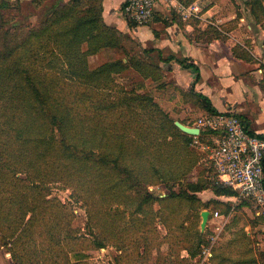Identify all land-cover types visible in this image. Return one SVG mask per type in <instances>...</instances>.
Masks as SVG:
<instances>
[{
    "label": "trees",
    "instance_id": "obj_1",
    "mask_svg": "<svg viewBox=\"0 0 264 264\" xmlns=\"http://www.w3.org/2000/svg\"><path fill=\"white\" fill-rule=\"evenodd\" d=\"M32 1L40 5L48 0ZM102 1L69 0L67 4L59 1L41 26L13 24L10 28L6 26L15 21L16 8L5 0L0 3V8H14L1 15L4 28L0 27V232L5 240L3 245H11L15 264L22 262V255L16 250L25 243H32L34 248L42 246L50 253L56 247L61 248L66 251L67 261L71 264H79L89 257L84 250L66 248L77 238L78 232L71 224L73 216L67 205L57 198H49L58 183H64L73 190L108 188V184L111 188H128L136 199L125 204L133 206L136 213L144 211L145 206L180 196L188 199L189 203L197 202L203 209L213 204L218 206L219 200L202 203L198 197L199 193L208 190L217 197L243 198L238 191L219 183L217 174L209 167L204 171L213 173V179L189 184L187 194L171 189L165 198H161L149 191L148 188L161 181L173 180L171 187L178 186V180L172 175L162 174L156 168L159 160L169 158V151L176 147L177 141L182 140L186 148L194 142V137L175 125L176 119L169 118L172 122L168 131L148 126L146 120V125L143 123L146 132H139L138 136L123 137L132 129H141L131 124L122 131L116 128L117 134L113 132V136L108 135V130L115 129L113 123L122 121L126 112L139 117V107H142L140 112L147 106L157 107L152 95L139 94L144 83L136 84L126 94L134 97L135 101L128 107H122L117 99L108 106V94L111 95L116 88L118 91L112 95L120 97L121 83L116 82L123 72L131 68L149 77L148 68H153L158 72L155 80L160 75L162 80L164 77L160 65L150 67L136 58H132L130 63L117 59L96 68L89 65V55L106 48H119L125 35L105 23ZM15 3L21 6L19 1ZM128 23L130 27L134 26L131 20ZM208 34L210 39L219 37L218 33L214 35L210 30ZM42 39L45 45L37 47L35 44ZM85 42H88L87 49L82 51V43ZM41 56H45L44 66L37 64ZM184 68L190 66L184 65ZM169 86L166 82L161 88L170 90ZM184 95L202 110L197 117L219 114L210 100L194 89ZM170 99L172 101L175 97L172 95ZM77 102L85 104V107H75L73 104ZM113 115V121H109ZM180 122L187 124L181 119ZM188 125L192 126L193 122ZM218 136V132L202 130L198 140L202 144L213 145V139ZM108 141L111 142L112 154L108 152ZM101 169L112 174H97ZM89 192L86 191L91 196ZM72 195L75 196L74 193ZM243 199L253 205L250 200ZM246 202L243 204L247 205ZM106 237L95 240L96 249L105 248L103 241L108 240ZM202 242L207 243L204 235L198 245ZM154 250L153 246L152 258ZM197 252L189 249L187 253L193 259ZM254 255L248 262L235 263L229 259L225 262L260 264L259 255L264 264V252Z\"/></svg>",
    "mask_w": 264,
    "mask_h": 264
},
{
    "label": "rangeland",
    "instance_id": "obj_2",
    "mask_svg": "<svg viewBox=\"0 0 264 264\" xmlns=\"http://www.w3.org/2000/svg\"><path fill=\"white\" fill-rule=\"evenodd\" d=\"M5 1L15 7V13H17L15 21L8 24L7 28L13 24L15 26H41L59 1L65 4L69 2V0H48L37 5L30 0L24 3L19 1L21 4L19 6L15 3L17 1ZM204 6L205 10L209 11L210 32L214 35L217 31L220 33L219 28L221 27L224 32L235 33L234 36L236 35L238 41L243 44L237 47L238 55L240 54L250 62L255 60L253 63H258L259 69L264 72V56L261 55L264 54V0H202L200 8H204ZM254 9L257 16L254 15ZM12 10L14 8H0V27L3 26L1 15ZM84 38L87 40V36ZM122 40V45L119 48H106L98 54L89 55L87 57L89 65L96 68L117 59H123L126 63H130L132 58L145 61L150 67L160 65L158 55L154 53V50L142 49V45L137 42L135 36L124 35ZM45 43V40L42 39L35 45L38 47ZM87 43H82V51H86ZM255 44L261 50V54L256 52L260 55L258 56L260 60L255 59L251 53ZM44 57H39L37 64L44 66L46 64V61L43 60ZM148 71L149 77H145L131 68L123 72L116 82V84L121 83V93L118 94L121 98L112 95L118 91L116 88L112 91V96L108 94V106L114 99H117L122 107H128L135 101L134 97H128L126 94L130 93L136 84L144 83V88L139 94L152 95L157 107H148L144 104L147 109L140 112L142 107H139V117L130 116L126 112L122 121L113 123L115 129L108 130V135L113 136L116 133V128L122 131L124 127L131 124L139 126L141 129H132L123 137L138 136L139 132H146V128L143 126V123L146 125V120L148 126H153L155 129L165 128L168 131V128L171 127V120L178 118L179 111H184L183 107H177L170 100L172 91L169 92V89L161 88L169 80L166 79L168 74L161 73L164 81L161 75L158 80H155L158 72L153 68H148ZM73 105L77 108L85 107V104L79 102ZM119 110L121 111V107ZM111 117L114 115L110 116L109 121H113ZM198 118L197 115L193 117L195 121ZM108 128H110L109 123ZM110 143L108 141V152L112 154ZM173 147L169 151V158L159 160L156 168L162 174L172 175L173 179L178 180V186L171 187L174 182L171 180L167 183L161 181L157 186L148 188L150 192L153 191L161 198H165L171 189L178 190L182 195L187 194L189 184L211 181L214 176L213 173L204 171L208 163L200 145L193 142L190 147L186 148L180 140L177 141L176 147ZM108 173L112 174L105 169L97 171V174ZM21 176L25 177L24 174ZM152 188L156 189L152 190ZM89 190L91 196L86 193ZM130 192L128 188H111L109 184L108 188H74V190L66 187L64 183L54 185L49 198H57L67 205L68 212H72L73 216L71 224L78 232L77 238L73 239V243L70 241L66 248L69 250L76 248V250L88 252L87 260L79 264H154L151 251L153 246L156 248L155 264H229L225 262L228 259L231 262L239 263L248 262L252 256H256L254 255L256 252H264V213L261 214V210L256 205H251L239 196L211 199L213 195L210 192L204 193L203 198L208 202H210L209 199L221 202L218 206L209 205L206 210L197 202L189 203L188 199L180 196L178 199H169L145 206L144 211L136 213L133 206L125 204L130 199H136L134 193L130 194ZM73 193L75 196L72 195ZM243 202H246L247 205ZM202 210L210 211L213 214L219 213L218 218L215 219L214 216V219L208 222L204 231L201 229ZM202 234L207 243L202 242L198 245ZM106 236H108V240L103 241L106 244L105 248L96 249L95 240L107 238ZM3 237L0 232V264H15L11 245L4 246ZM213 237L216 238L214 243L211 241ZM67 241L65 240V243ZM24 246L16 250L22 255L20 264H71L67 261L66 251L63 252L61 248L56 247L53 253H50L42 246L34 248L32 243L31 245L25 243ZM185 249L187 252L189 249L198 250V254L193 259L183 258L182 256H185L186 252L182 251ZM204 249H210L211 255L204 256ZM258 258L262 264V257L258 255Z\"/></svg>",
    "mask_w": 264,
    "mask_h": 264
},
{
    "label": "crops",
    "instance_id": "obj_3",
    "mask_svg": "<svg viewBox=\"0 0 264 264\" xmlns=\"http://www.w3.org/2000/svg\"><path fill=\"white\" fill-rule=\"evenodd\" d=\"M11 1L24 3L30 0ZM126 1L103 0L104 21L125 35L135 36L142 49L154 50L158 55L163 72L168 74L169 92L172 91L175 97L173 104L184 109L179 111L176 121L180 122L181 119L187 123L182 124L194 127L193 117L202 110L196 103L184 98V94L194 89L206 96L219 113H233L249 132L264 135V72L259 69L258 63H253L255 60L250 62L238 55L237 47L243 44L234 36L235 33L224 32L220 27L221 32L217 31L219 37L210 39L209 11L205 10V6L200 8L202 0H175L176 6L158 0L153 19L146 25L132 27L123 14ZM256 52L261 54L255 44L251 53L260 60ZM184 65L190 68H184ZM191 122L193 125H188ZM199 136H193L194 142L198 141ZM208 192L213 195L211 199L220 198L212 191ZM208 192L198 194L202 203L208 202L203 198V194ZM213 217L214 214L210 212L208 222ZM154 257L155 250V264ZM182 257L190 258V255L186 252Z\"/></svg>",
    "mask_w": 264,
    "mask_h": 264
},
{
    "label": "built area",
    "instance_id": "obj_4",
    "mask_svg": "<svg viewBox=\"0 0 264 264\" xmlns=\"http://www.w3.org/2000/svg\"><path fill=\"white\" fill-rule=\"evenodd\" d=\"M163 1L176 6L175 0ZM157 2L127 0L123 14L135 26L146 25L155 15ZM194 127L200 132L211 130L219 133L213 139V145L195 141L205 153L207 167L215 171L219 183L238 191L264 213V135L251 134L240 118L230 112L201 116L195 121ZM214 216L218 217L219 214L215 213ZM211 241L214 243L216 238L213 237ZM203 255H211V250L204 249Z\"/></svg>",
    "mask_w": 264,
    "mask_h": 264
},
{
    "label": "water",
    "instance_id": "obj_5",
    "mask_svg": "<svg viewBox=\"0 0 264 264\" xmlns=\"http://www.w3.org/2000/svg\"><path fill=\"white\" fill-rule=\"evenodd\" d=\"M175 125L184 133L190 135V136H198L200 134V129L195 128V127H189L186 126L179 121L175 122ZM202 217V224H201V229L204 231L206 229L209 217H210V212L209 211H203L201 214Z\"/></svg>",
    "mask_w": 264,
    "mask_h": 264
}]
</instances>
